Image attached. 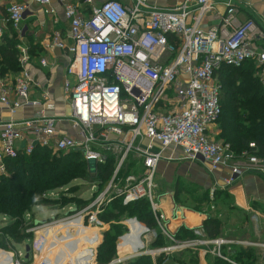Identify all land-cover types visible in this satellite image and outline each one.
<instances>
[{"label": "built area", "instance_id": "2783aa9c", "mask_svg": "<svg viewBox=\"0 0 264 264\" xmlns=\"http://www.w3.org/2000/svg\"><path fill=\"white\" fill-rule=\"evenodd\" d=\"M85 1L91 7L88 15L80 11L78 4L64 5L70 44L58 31L52 38V46L66 48L71 55L64 81L71 106L67 116L46 114L47 93L42 99L32 97L33 78L27 67L30 57L26 49L19 55L18 74L0 80V109L9 113L7 120H0V174L8 175L7 160L30 155L37 147L54 153L78 152L94 164L114 157L110 180L104 186L91 185L95 193L85 206L71 207L82 227L66 226L68 235L88 227L98 228L100 233L93 238L101 239L82 257L64 262L58 254L44 256L49 246L48 230L54 224L37 221L28 223L27 232L34 234L29 239L28 257L27 245L14 254L2 248L0 251L12 254V264H27L30 260L33 264H98L97 247L107 224L101 215L112 200L120 197L124 203L147 199L162 233L172 241L149 254L194 250L198 257L212 255L232 263L225 249L253 243L208 238L203 227L192 228L194 238L177 240L158 218L161 204L156 202V176L161 161L175 160H203L212 171L228 168L224 188L242 178L245 160L264 172L259 157L248 152L238 157L230 144L216 141L210 134L222 112V85L215 76L221 65L240 67L254 60L256 75L264 87V47L254 43L255 39L264 40V31L254 20L238 18L240 3L249 4L251 0H223L225 11L219 13L220 22L210 27H204V22L217 11L218 0H180L171 7L158 6L151 0ZM39 2L48 5L51 0ZM7 10L8 21L19 30L27 5L12 2ZM47 64L45 58L41 60L42 66ZM28 107L41 111L30 117H16ZM61 122L68 123L65 127L76 135L58 129ZM250 147L255 148V143ZM46 195L57 198L54 192ZM27 217L29 220L30 215ZM125 225L131 232L129 224ZM126 235L118 247L126 241ZM73 239L69 240L71 248L78 245ZM124 259L119 257L110 264H120Z\"/></svg>", "mask_w": 264, "mask_h": 264}, {"label": "trees", "instance_id": "16d2710c", "mask_svg": "<svg viewBox=\"0 0 264 264\" xmlns=\"http://www.w3.org/2000/svg\"><path fill=\"white\" fill-rule=\"evenodd\" d=\"M14 29L12 23L9 22L11 35L5 32L0 43V53L2 55L0 59L2 69L0 77H7L10 73L21 70L19 50L13 40V38L17 39L18 33ZM215 76L222 85L220 96L222 112L217 121L221 129L220 139H222L223 143L230 144L232 151L238 157L244 152H248V154L264 158V87L256 75V62L249 60L240 67L223 64L216 70ZM253 142L256 145L255 148L250 147ZM88 162L78 152L54 153L46 147H37L30 155L20 154L16 158L7 160L8 175L0 174V214L17 220L7 227L6 233H9L17 244L31 239L33 237L32 233L25 231L29 225L26 223L28 210L41 202L58 201V198L46 195L50 190L68 185L72 180L89 179ZM93 166L97 174L91 185L97 183L99 186H104L113 175L115 159L114 157H109L106 163H93ZM178 193L180 192L177 191V197H179ZM81 194L77 197H66L64 195L63 199H72L68 201V206L73 205L74 208L80 209L89 201L84 199ZM204 196L208 200L207 191H205ZM197 202L201 205L203 200L199 199ZM216 212L218 213L217 215L212 214L211 211L208 212L210 216L202 225L208 238H216L220 233L219 210ZM116 213L136 216L140 222H136L134 219L127 221L131 232L124 237L126 241L121 243L119 248L127 241L143 236L146 232L144 225L150 229H156L157 232V237L150 242L151 247L159 248L172 244V241L162 233L157 217L147 199L124 204L123 198H116L106 207L101 219L106 223H110L112 218L116 217ZM199 213H202V210ZM188 216L193 223L201 219L200 216L192 213H188ZM24 223L26 227H24ZM102 234V241L97 247L98 264L100 262H109L116 256L118 243L112 231H104ZM174 237L177 240H186L194 238L195 234L193 229L182 226ZM242 248L241 246H233L232 252L225 250L226 252L224 251V253L230 252L233 262L257 264V253L253 249H243L238 252ZM185 251L192 255L188 262L181 258L183 253H187ZM185 251L172 253L170 257L175 259L176 264H179V262L182 264H199V257L196 251ZM164 257L160 256L155 259L161 263ZM208 258L214 264H234L212 255H208ZM131 262V264H153V259L151 256L145 255L135 260L133 259Z\"/></svg>", "mask_w": 264, "mask_h": 264}, {"label": "crops", "instance_id": "0c3cea01", "mask_svg": "<svg viewBox=\"0 0 264 264\" xmlns=\"http://www.w3.org/2000/svg\"><path fill=\"white\" fill-rule=\"evenodd\" d=\"M179 1L180 0H151V3L162 7H171L176 5ZM12 2L24 3L28 7L23 21L20 24V29L14 30L18 33L17 39L22 41L19 46H21L22 49H26L30 57L27 67L33 78L31 95L34 99H42L47 93L46 114L56 117L67 116L70 113L71 106L68 95L64 89V81L67 76V68L71 61V55L66 48L52 46V38L58 31L67 45L71 42L70 23L64 16V5L66 3L78 4L80 11L85 15L90 14L91 7L87 5L85 0H51V3L48 5L41 4L39 0H0V32L2 33V37L5 32L11 35L9 32L7 8ZM52 9H54L55 12L48 11ZM216 9L217 11L215 13L206 17L204 27L217 25L220 22L219 13L225 11L223 0H218ZM238 18L241 21H246L248 19L254 20L258 27L264 31V0H251L249 4L241 2ZM24 39L28 40V45L23 43ZM254 43L259 48L264 47V40L255 39ZM1 58L2 55L0 53V59ZM44 58L48 63L47 66L41 65V60ZM15 74H18V72L10 73L9 78ZM3 78L5 77H0V80ZM40 111L41 108L28 107L21 110L16 117H30L37 115ZM8 118L9 113L0 109V120H7ZM66 125H68V123L61 122L58 125V129L62 132L76 135V132L65 127ZM216 125L217 123L212 126L210 131L213 138L215 137ZM217 127V130L221 132L219 124ZM216 141L223 142L222 139ZM259 159V162L263 163L264 166V158L259 157ZM161 162H165L166 165L163 168L159 164L156 176L157 187H159L161 182L158 175L162 180L165 178L166 181L170 182V180H168L169 175H176V171L182 170V174L188 172L189 175H191V173L193 176L197 175L199 178L198 180L203 182L201 183L202 188L209 191L213 201H217V203L220 204L219 218L221 225L218 237H228L237 240L245 239L246 241L258 240V236L256 235L259 231L256 228H258L259 220H264V172L258 171L254 164H250L248 160H245L242 162V168L244 170L242 178L228 188H224V178L230 172L228 168L212 171L209 165L203 160ZM193 179L195 178L193 177ZM173 182L174 179H172L171 183ZM173 184L176 189L172 190L171 197H167L171 203L172 200L175 201L177 191H179L177 179ZM159 196L161 198L164 195ZM164 199L160 202L161 208L159 217L161 220L165 221L163 224L170 233H176L182 226L191 229L202 227L205 218L210 216L187 209L183 210L181 213H176V208H164ZM188 213L200 216V221L196 223L191 222ZM61 225H63V223H60L59 226ZM199 264H208V262L205 257L200 256Z\"/></svg>", "mask_w": 264, "mask_h": 264}, {"label": "rangeland", "instance_id": "374dc122", "mask_svg": "<svg viewBox=\"0 0 264 264\" xmlns=\"http://www.w3.org/2000/svg\"><path fill=\"white\" fill-rule=\"evenodd\" d=\"M14 42L17 45V48L19 50V54L21 53L22 47L19 46V44L22 43V41L20 39H14ZM23 43H26L27 45L28 40L24 39ZM21 47V48H19ZM1 69V66H0ZM2 71V69L0 70V72ZM218 123L215 127V140L220 139V131H218ZM164 164V165H163ZM165 162H161L160 166H162L163 168L165 167ZM88 167H89V171L90 173L88 174L90 176L89 179L87 180H80V179H76V180H72L70 181V183L68 185H64L58 188H54L53 190H50L49 192H54L56 193L57 196V200L58 201H54V202H41L38 205H35L34 207H32L31 209L28 210L27 214H26V223L28 224H35L37 221H46V222H52L54 225L51 226L49 228V246L45 248L44 250V256L49 255L50 257L53 254H58L61 255L63 257L64 262L70 260L72 261V259L74 260L76 257H82V255L85 252H88V248L94 247L95 244L97 243V241H100V237L98 239L93 238V236H96V234H99V230L98 228L95 227H88L86 230H81L78 231L77 233H72L71 235H68L67 231H66V226H71V225H75V226H80L82 227L80 224H78L80 221L79 219H77L78 217H73V213L71 212V207L74 208L73 205H69L68 206V201L72 200V199H63V196L65 195L66 197H77L79 196L81 193L82 197L86 200H90L92 198V195L95 193V190L91 189V183L93 182L95 176H96V171H95V167L93 166L92 162H88ZM192 173L191 175H189L188 172H186V174H182V170L176 171V175H169L168 180H170V182L166 181L165 178L164 180H162V178H160V176L158 175L159 179L161 180L159 187H157V203H160L164 198V208L166 207V209H173L176 208V213H181L183 210L187 209L190 211H199L202 210V213L204 215H210V212L213 213L214 215L218 214L216 211L219 210L220 208V204L217 203V201H213V199L210 196V192L205 190V188H202L201 183H203L202 181L198 180V176H193L195 179H193L192 177ZM177 179L178 181V190L181 193L179 197H176L175 201L172 200V203L169 199H167V197H171L172 195V190H175L176 188L174 187V182ZM172 179H174V182H172ZM86 181V182H84ZM76 186H80V187H76ZM71 187V188H70ZM205 191L208 192V200L205 199L204 193ZM97 192V191H96ZM159 195H164L163 197L160 198ZM203 200L202 204L199 205V203L197 202L198 200ZM205 200V201H204ZM170 201V202H169ZM195 201V203H194ZM124 202V201H123ZM169 202V203H168ZM216 202V203H214ZM130 203H134V202H130ZM130 203H124V204H130ZM202 208V209H201ZM201 213V214H202ZM27 215H30L29 220ZM115 218H112V222L107 223L106 226H104L103 230L104 231H112L114 233L113 236H115L118 240L117 243V247H116V253L112 260H110L109 262H104V263H99V264H110L113 260L118 259L119 257H123L124 256V260L122 263L120 264H131L133 261V259L135 260L138 257H142L145 255H149L151 256V258L153 259V264H176L175 259H173V257L171 258L170 254H166V253H162L161 255H156L153 256L151 254H149V251L151 250V252H154V250H156V247H151L150 246V242L155 238V233L156 229H150L149 227H147L146 225H144L145 227H147L149 229V231H146L145 234L141 237H135V239H132L130 241L133 240H142V243L140 244V247H138L134 252H129L127 255L128 257H126L125 254L121 255V251L122 248L124 247L125 244H127L129 241H127V243H125L124 245H122V247H118V244L120 243V241H122V237L124 235H129V229L127 228V225H125V223H127V219L130 218H136V216H129L127 214H121L120 213H116ZM160 220L161 218L158 217ZM190 218V217H189ZM209 218V217H207ZM205 218V220L207 219ZM17 219H13L10 218L7 215L4 214H0V248L6 250L9 253H15V250H23L24 249V245H29L31 243L30 240H25L24 243H20L17 244L14 241V238L9 234L6 233V231L8 230L7 227L14 221H16ZM192 220V219H191ZM204 220V221H205ZM200 221V220H199ZM264 221V220H263ZM263 221L259 220L258 222V231L259 233L256 235L258 236V240H254L251 241L249 240V242L253 243L250 244L248 247H244L242 249H239L238 252H241L243 249H253L256 253H257V258H258V263L257 264H264V246H262V244H264V223ZM198 222V221H197ZM60 223H63V225L59 226ZM161 223H165V221L161 220ZM30 225V226H31ZM83 225V224H82ZM20 226V225H19ZM24 227L25 223H24ZM22 228V227H20ZM28 226L26 227V232H27ZM254 229V228H253ZM13 230V229H12ZM103 231V232H104ZM102 232V231H101ZM102 232V233H103ZM254 233V232H253ZM80 234V236H79ZM32 235L34 236V234L32 233ZM103 236V235H102ZM72 238H74L73 240L76 241V243L78 245H76L75 247L71 248L70 244H69V240ZM141 238V239H140ZM228 238V237H225ZM250 238V236H249ZM12 239V241H10ZM234 239V238H231ZM237 240V239H235ZM242 240V239H241ZM244 241H246L245 239H243ZM5 243H4V242ZM91 241V242H90ZM3 243V244H2ZM17 244V245H16ZM258 245V246H257ZM66 249V250H65ZM226 251L228 249H225ZM224 250V251H225ZM14 251V252H13ZM185 251V250H184ZM183 251V252H184ZM225 251V252H226ZM187 252V251H185ZM232 252V250L230 251ZM230 252L226 254V256L228 258L231 259L230 257ZM9 253H5L0 251V262H2V264H4V262L7 261L8 256L6 255H10ZM160 256H165L164 259L161 261V263L157 262L155 258L160 257ZM191 253H183V256L181 258L185 259L187 262L189 261V258L191 257ZM83 259H86V257H84ZM62 260V261H63ZM208 264H214L213 261L211 259H207ZM233 260V259H231ZM34 260H30L29 262H27V264H33ZM131 262V263H130ZM145 262V261H143ZM61 263V262H60ZM59 263V264H60ZM233 263V262H232ZM63 264V263H61ZM152 264V263H151ZM179 264H182L181 262H179ZM234 264H240L236 261H234Z\"/></svg>", "mask_w": 264, "mask_h": 264}, {"label": "bare ground", "instance_id": "6f19581e", "mask_svg": "<svg viewBox=\"0 0 264 264\" xmlns=\"http://www.w3.org/2000/svg\"><path fill=\"white\" fill-rule=\"evenodd\" d=\"M82 232V231H81ZM48 235V239H49V234H47ZM79 236H80V234H79ZM142 242H141V240H133V241H129L127 244H125L124 245V247L122 248V251L120 252L121 253V255H123V254H127V253H129V252H134L139 246H140V244H141ZM66 250V249H65ZM6 256H8V259H7V261L6 262H4V264H12V254H10V255H6ZM93 264H95L94 262H93Z\"/></svg>", "mask_w": 264, "mask_h": 264}, {"label": "water", "instance_id": "95a60500", "mask_svg": "<svg viewBox=\"0 0 264 264\" xmlns=\"http://www.w3.org/2000/svg\"><path fill=\"white\" fill-rule=\"evenodd\" d=\"M133 219H134L136 222H138L136 218H133ZM26 252H27V257H28V256H29V253H30V246H29V245L26 246Z\"/></svg>", "mask_w": 264, "mask_h": 264}]
</instances>
